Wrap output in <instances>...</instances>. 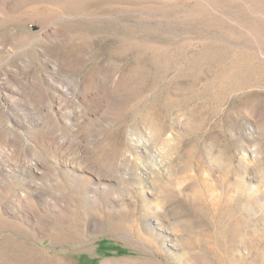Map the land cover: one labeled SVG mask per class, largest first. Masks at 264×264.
Wrapping results in <instances>:
<instances>
[{
    "label": "rangeland",
    "instance_id": "obj_1",
    "mask_svg": "<svg viewBox=\"0 0 264 264\" xmlns=\"http://www.w3.org/2000/svg\"><path fill=\"white\" fill-rule=\"evenodd\" d=\"M100 244L264 264V0H0V264Z\"/></svg>",
    "mask_w": 264,
    "mask_h": 264
},
{
    "label": "trees",
    "instance_id": "obj_2",
    "mask_svg": "<svg viewBox=\"0 0 264 264\" xmlns=\"http://www.w3.org/2000/svg\"><path fill=\"white\" fill-rule=\"evenodd\" d=\"M103 244L99 245V248L97 249V252L99 254L98 257L96 258H91L87 255H83L79 257V260L81 261L82 264H98L100 258L104 257V256H109L112 254V250H115V253H124V251L118 247H102Z\"/></svg>",
    "mask_w": 264,
    "mask_h": 264
}]
</instances>
